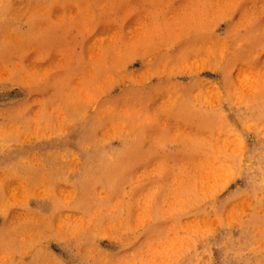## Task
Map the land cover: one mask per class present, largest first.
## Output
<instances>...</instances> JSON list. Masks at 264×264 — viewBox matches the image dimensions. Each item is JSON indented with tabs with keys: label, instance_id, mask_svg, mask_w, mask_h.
<instances>
[{
	"label": "rangeland",
	"instance_id": "374dc122",
	"mask_svg": "<svg viewBox=\"0 0 264 264\" xmlns=\"http://www.w3.org/2000/svg\"><path fill=\"white\" fill-rule=\"evenodd\" d=\"M0 41V264H264V0H0Z\"/></svg>",
	"mask_w": 264,
	"mask_h": 264
},
{
	"label": "bare ground",
	"instance_id": "6f19581e",
	"mask_svg": "<svg viewBox=\"0 0 264 264\" xmlns=\"http://www.w3.org/2000/svg\"><path fill=\"white\" fill-rule=\"evenodd\" d=\"M0 42H1V41H0ZM253 42H255V41H253ZM232 44H234V43H232ZM226 46H227V45H226ZM233 46H234V45H233ZM234 49H235V47L233 48V51H234ZM238 49H239V48H238ZM221 50H222V49H221ZM227 50H228V48H227ZM223 51H224V50H223ZM233 51H232V52H233ZM223 53H224V52H223ZM232 54H234V52H233ZM237 54H238V53H237ZM237 54H236V55H237ZM221 55H222V54H221ZM224 55H225V54H224ZM254 55H255V54H254ZM222 57H223V55H222ZM232 57H233V55H232ZM232 57H231V58H232ZM235 57H236V56H235ZM235 57H234V58H235ZM218 60H219V59H218ZM222 61H223V60H222ZM232 63H233V62H232ZM225 64H226V63H225ZM225 64H224V66H225ZM227 65L229 66V64H227ZM228 66H227L226 68H229ZM231 66H232V65H231ZM231 66H230V67H231ZM224 68H225V67H224ZM226 70H227V69H226ZM226 70H225V71H226ZM260 97H261V96H260ZM256 98H257V97H256ZM262 101H263V100H262ZM257 104H259V103H256L255 105H257ZM248 105H249V104H248ZM262 105H263V104H262ZM262 105H261V106H262ZM259 106H260V104H259ZM254 108H255V107H254ZM241 109H242V108H241ZM257 109H258V108H256V110H257ZM260 109H261V108H260ZM243 110H244V109H243ZM243 110H242V111H243ZM263 110H264V109H263ZM239 113H240V112H239ZM242 113H243V112H242ZM240 114H241V113H240ZM72 138H73V137H72ZM75 145H76V144H75ZM64 147H65V146H64ZM62 148H63V147H62ZM58 149H59V148H58ZM97 156H98V155H97ZM94 159H95V158H94ZM104 159H106V158H104ZM86 173H87V172H86ZM49 188H50V187H49ZM35 194H36V193H35ZM50 223H51V222H50ZM50 223H49V224H50ZM52 226H53V225H52ZM53 227H54V226H53ZM53 227H51V228H53ZM46 231H47V230H46ZM215 232H216V231H215ZM247 260H248V259H247ZM255 261H256V260H255Z\"/></svg>",
	"mask_w": 264,
	"mask_h": 264
}]
</instances>
